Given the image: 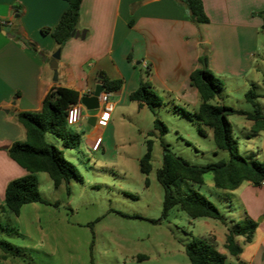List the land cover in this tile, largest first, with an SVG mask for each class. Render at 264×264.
Returning a JSON list of instances; mask_svg holds the SVG:
<instances>
[{
  "label": "rangeland",
  "instance_id": "rangeland-1",
  "mask_svg": "<svg viewBox=\"0 0 264 264\" xmlns=\"http://www.w3.org/2000/svg\"><path fill=\"white\" fill-rule=\"evenodd\" d=\"M258 42L256 62L261 63L264 60L261 31ZM136 61L132 58L130 65L135 79H139L136 83L141 77L159 97L160 104L155 106L154 114L147 106L139 107L136 101L128 99V92L137 84L126 76L122 79L123 92L111 93L110 100L120 102L111 113L108 127L94 125L86 131L84 119L68 126L80 136L79 144L72 148L63 147L60 139L47 133V141L62 150L82 180L71 178L67 184L54 186L45 172L35 174L40 194L49 204H24L18 215L0 211V239L18 247L6 253L0 249V264H189L184 244L192 235L224 250L225 264H239L223 247L226 226L221 221L210 217L191 218L178 205L162 216L163 188L156 179L162 147L153 125L155 116L166 127L162 141L188 162L196 165L215 162L227 158L228 153L216 147L210 129H206V135L199 134V121L194 116L199 95L195 102L185 91L175 95L162 89L157 86L161 84L150 81L142 60ZM83 66L86 70L87 66ZM228 75H216L223 82L218 93L220 103L250 110L245 92L254 83L255 91L264 93L263 85L254 76L235 79ZM257 100L264 110V99L260 96ZM227 118L237 152L247 159L262 161L264 131L252 134L242 115L230 114ZM97 132L103 143L93 151L90 143ZM149 132L154 134L148 135ZM149 138L152 139L151 168L144 174L139 170V159ZM171 188L177 195L192 190L201 193L227 220L237 217L231 207H236L239 214L244 213L231 195L232 190L214 187L210 172L203 174L201 185L175 180ZM262 216H257L256 221Z\"/></svg>",
  "mask_w": 264,
  "mask_h": 264
},
{
  "label": "crops",
  "instance_id": "crops-1",
  "mask_svg": "<svg viewBox=\"0 0 264 264\" xmlns=\"http://www.w3.org/2000/svg\"><path fill=\"white\" fill-rule=\"evenodd\" d=\"M202 2L210 16V22L205 24L192 21L180 0H82L75 30L83 37H70L60 48L57 79L53 80L49 60L58 47L50 34L41 30L55 26L67 2L0 0V206L8 181L26 174L6 152L12 142L26 139L15 114L38 110L54 86L73 88L80 97L91 95L104 74L123 80L130 76L137 87L139 79L130 68L133 58L147 65L153 84H161L157 86L175 95L185 91L196 102L199 94L189 84V75L200 66L202 54L207 56V67L215 75L228 73L235 79L254 76L263 85L264 60L257 63L256 58L261 31L257 12L264 10V0ZM27 42H32L34 48ZM123 89L121 86L114 93L120 94ZM259 94L264 99V93ZM113 102L115 109L120 101ZM214 102L220 103V99ZM83 112L80 121L89 117L87 109ZM108 125L109 121L104 127ZM246 127H251L248 119ZM102 143L103 138L100 147ZM261 156L264 162V153ZM231 195L244 212L239 214L236 207H231L237 216L231 220L244 216L256 220L263 214L249 241L236 237L241 251L233 257L245 264H264V181L253 186L243 180Z\"/></svg>",
  "mask_w": 264,
  "mask_h": 264
},
{
  "label": "trees",
  "instance_id": "trees-1",
  "mask_svg": "<svg viewBox=\"0 0 264 264\" xmlns=\"http://www.w3.org/2000/svg\"><path fill=\"white\" fill-rule=\"evenodd\" d=\"M65 1L67 8L55 26L41 30L43 33L50 34L58 48H61L71 37L70 33L76 27L82 2V0ZM180 1L187 8L192 21L196 23L209 21L202 0ZM257 15L261 18L260 29L264 38V10L257 12ZM27 44L32 48L35 46L32 42ZM199 65L189 75V84L195 87L200 97V103L194 112L195 118L199 121L198 132L206 135V129H210L216 147L225 150L228 155L225 159L199 165L188 162L162 141L161 136L166 131V127L155 116L153 125L158 131V139L162 147L161 165L156 169V179L163 188L162 216H165L171 207L178 205L191 218L210 217L221 221L226 226L223 247L230 255L237 256L241 246L237 243L236 237L243 236L245 241H249L257 227V221L248 216L237 220H227L219 208L201 193L192 190L183 195H177L172 191L171 185L175 180H188L201 185L203 174L210 172L213 185L218 189L233 190L243 180L253 186H260L264 181V162L247 159L237 152L232 125L227 117L230 114L244 116L251 121V133L256 134L264 131V110L257 100L261 95L255 91L254 83L244 94L246 101L251 105L250 110L214 102L219 98L218 93L222 89L223 82L207 67L205 54L199 56ZM100 83L103 91L112 93L121 88L123 81L119 78H108L103 74ZM128 99L136 101L139 107L147 106L153 114L155 106L160 104L156 92L147 81L142 79L137 88L128 94ZM79 100L80 95L75 89L54 86L45 94L38 110L20 111L15 114L17 121L25 130L26 139L12 142L6 152L26 171V174L8 181L0 211L8 210L18 215L24 204L33 202L49 204L38 189L35 176L38 172H45L54 186L62 182L67 184L71 178L82 180L77 168L65 159L62 150L47 141L45 137L47 133L53 134L60 139L65 148H72L79 144V134L71 132L66 123L67 109ZM151 134L154 133H148V135ZM151 151L152 139L149 138L146 140V150L139 159V170L144 174H147L151 168ZM17 248L0 239V249L3 252ZM184 252L189 264H225L226 254L220 252L212 242L198 236L190 237L184 244Z\"/></svg>",
  "mask_w": 264,
  "mask_h": 264
},
{
  "label": "built area",
  "instance_id": "built-area-1",
  "mask_svg": "<svg viewBox=\"0 0 264 264\" xmlns=\"http://www.w3.org/2000/svg\"><path fill=\"white\" fill-rule=\"evenodd\" d=\"M142 67L146 69L147 65L143 63ZM110 96L111 93L103 90L98 96V107L95 113V124L99 127H104L108 123L111 113L113 112L114 102L110 100ZM82 107L83 105L80 100L77 103L69 106L66 114V123L68 126L76 124L80 121ZM101 142V134L95 135L90 143L91 150H98L100 148Z\"/></svg>",
  "mask_w": 264,
  "mask_h": 264
},
{
  "label": "water",
  "instance_id": "water-1",
  "mask_svg": "<svg viewBox=\"0 0 264 264\" xmlns=\"http://www.w3.org/2000/svg\"><path fill=\"white\" fill-rule=\"evenodd\" d=\"M78 35H81V37H83V34L75 29L70 33L71 37H77ZM59 57H60V48H57L52 53L51 59L49 60V66L53 72V80L57 79V60L59 59ZM101 91H102V87L101 85H98L95 87L91 95H83L80 97V101L82 105L89 112V117L86 120L85 130H89L95 124V113L98 107V96ZM260 220L261 218L258 219L257 221L259 222ZM239 264H245V263L239 262Z\"/></svg>",
  "mask_w": 264,
  "mask_h": 264
}]
</instances>
